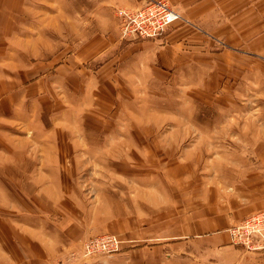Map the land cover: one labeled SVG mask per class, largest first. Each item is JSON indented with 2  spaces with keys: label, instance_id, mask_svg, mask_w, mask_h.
<instances>
[{
  "label": "rangeland",
  "instance_id": "374dc122",
  "mask_svg": "<svg viewBox=\"0 0 264 264\" xmlns=\"http://www.w3.org/2000/svg\"><path fill=\"white\" fill-rule=\"evenodd\" d=\"M84 3L0 0V264H197L195 211L264 143V29L218 68L136 66Z\"/></svg>",
  "mask_w": 264,
  "mask_h": 264
},
{
  "label": "crops",
  "instance_id": "0c3cea01",
  "mask_svg": "<svg viewBox=\"0 0 264 264\" xmlns=\"http://www.w3.org/2000/svg\"><path fill=\"white\" fill-rule=\"evenodd\" d=\"M86 1L85 5L92 6L91 0ZM144 1L99 0L101 14L94 20L102 23V35L106 34L112 42L117 35L118 42H123L114 8L137 7ZM166 1L181 17L165 30L160 40L124 42L123 60L137 62L136 66H140L141 59H156L158 52L164 50L167 57L165 68L168 70L187 67L202 69L203 64L210 62L205 63V60L212 61L221 52H229L226 48L220 51L217 39H223L230 47L238 45L241 48L246 39L264 29V0ZM88 9L84 16L85 23L93 21L92 10ZM210 64L212 68H218L216 62L215 66L214 62ZM259 146L258 161L251 160L244 167L236 164L238 174L233 181L240 193L235 192V197L227 200L213 198L212 205H204L195 211L196 218L189 225L193 238L188 239L187 245L194 246L191 252L197 264H264V255L255 257L235 248L228 231L245 216L264 208V143ZM224 200L227 204H222Z\"/></svg>",
  "mask_w": 264,
  "mask_h": 264
},
{
  "label": "built area",
  "instance_id": "2783aa9c",
  "mask_svg": "<svg viewBox=\"0 0 264 264\" xmlns=\"http://www.w3.org/2000/svg\"><path fill=\"white\" fill-rule=\"evenodd\" d=\"M121 37L127 41L154 39L181 15L165 0H145L139 7L117 9ZM231 243L264 253V208L247 215L229 229Z\"/></svg>",
  "mask_w": 264,
  "mask_h": 264
}]
</instances>
